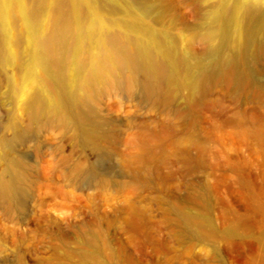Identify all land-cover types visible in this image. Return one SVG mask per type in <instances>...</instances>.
<instances>
[{
    "label": "bare ground",
    "instance_id": "1",
    "mask_svg": "<svg viewBox=\"0 0 264 264\" xmlns=\"http://www.w3.org/2000/svg\"><path fill=\"white\" fill-rule=\"evenodd\" d=\"M193 13L196 18L189 23L165 0H0V103L8 106L0 119L2 220L26 214L37 178L53 183V193L60 196L65 195L63 187L138 196L150 189V171L161 168L166 149L184 170H191L190 151L199 157L209 147L198 135L197 116L186 122L179 103L193 111L218 89L210 106L225 110L222 103L227 101L237 110L256 104L264 109V84L256 81V55H264V0H202ZM195 43L201 52L193 51ZM108 100L141 110L145 118L120 120L111 106L102 107ZM41 135L49 136L46 154L59 156L38 174L28 157L14 156V150L33 143V151L42 153L36 144ZM49 141L66 142L81 156L72 160L62 154V145ZM108 161L118 173L104 167ZM230 167L244 183L239 165ZM151 201L160 225H166L165 237H155L149 209L128 198L124 223L132 231L130 242L142 237L160 243L163 252L190 258L193 240L216 239L209 223L173 201L168 206L158 187ZM56 230L59 244L45 233L48 242L34 255L24 245L26 234L5 229L4 235L16 241L8 247L5 237L0 238V261L11 257L22 264L28 256L38 264H99L102 253L111 261L119 257L107 251L99 232L71 239ZM69 242L76 249H67ZM257 253L258 264H263L264 233Z\"/></svg>",
    "mask_w": 264,
    "mask_h": 264
},
{
    "label": "rangeland",
    "instance_id": "2",
    "mask_svg": "<svg viewBox=\"0 0 264 264\" xmlns=\"http://www.w3.org/2000/svg\"><path fill=\"white\" fill-rule=\"evenodd\" d=\"M165 1L175 7L178 15L192 23L196 18L193 8L202 0ZM201 49L199 44L193 45L195 53L201 52ZM256 81L264 84V55H256ZM217 90L198 102L193 111L182 103L178 104V108L185 114L186 122L191 115L197 116L198 135L209 147V151L199 157L194 149L190 151L186 158L194 165L191 170H184L181 161L166 149L161 168L150 171V189L139 191L138 196L127 193L108 195L92 190L75 191L67 187H63L65 195L60 196L53 193V183L37 178L32 190V205L30 208L28 205L26 214L15 213L11 222L2 220L0 214V238L4 236L9 247V241H16V238L5 236V229L24 233L27 235L24 245L32 254L39 255L48 242L45 233L52 237V244H59L56 227L71 239L82 232L93 230L99 232L100 238L106 241L107 251L117 252L119 255L117 260L111 261L102 253L99 264H132L133 261H138V264H258V240L264 233V109L256 104V107L246 105L237 110L227 101L222 103L225 110L217 105L210 106L208 102L217 98ZM106 105L111 106L109 108L112 109V115L120 120L138 122L145 118L141 110L115 105L111 100L105 101L102 107L106 108ZM7 108L6 102L2 101L0 119ZM186 127L187 123L182 126L179 135L185 132ZM120 129V137L124 139L126 133L124 128ZM48 139L49 136L42 135L37 138L36 144L40 145L42 153L34 152V145L31 143L26 148L16 147L14 156L25 154L28 162L36 166V172L40 174L53 157L57 159L59 156L46 154L45 142ZM49 142L62 145V154L71 155L72 160L81 156L80 152L72 151L66 142ZM120 148L123 153L124 148ZM196 158L200 162L194 164ZM234 163L239 165V174L244 183L237 181L238 174L230 167ZM104 164V167H111L112 173L119 172L114 162ZM31 176L37 177L35 174ZM156 187L160 189L168 206L173 201L181 210L209 223L216 231V239L203 243L193 240L194 250L190 258L183 257L180 253L163 252L160 243L144 242L142 237L130 242L132 231L124 223L128 198L149 209L154 222L152 225L156 229L155 237L166 235V225H160L158 211L151 201ZM241 221L243 222L238 224ZM228 228H232V231L226 237L224 232ZM136 245H141V248L135 249ZM66 247L74 250L77 244L69 242ZM202 249L209 253L208 260ZM0 264L18 263L9 257L5 263L0 261ZM22 264L38 263L26 256ZM47 264L59 263L51 260Z\"/></svg>",
    "mask_w": 264,
    "mask_h": 264
}]
</instances>
